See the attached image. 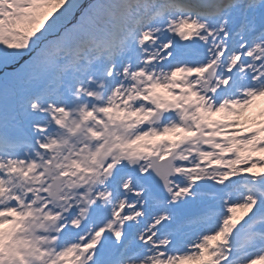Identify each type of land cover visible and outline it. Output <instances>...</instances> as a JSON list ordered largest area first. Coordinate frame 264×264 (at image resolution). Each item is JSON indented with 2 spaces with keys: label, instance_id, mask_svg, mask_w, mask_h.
I'll return each instance as SVG.
<instances>
[{
  "label": "snow or ice",
  "instance_id": "6c2138e0",
  "mask_svg": "<svg viewBox=\"0 0 264 264\" xmlns=\"http://www.w3.org/2000/svg\"><path fill=\"white\" fill-rule=\"evenodd\" d=\"M0 264H264V0H0Z\"/></svg>",
  "mask_w": 264,
  "mask_h": 264
}]
</instances>
